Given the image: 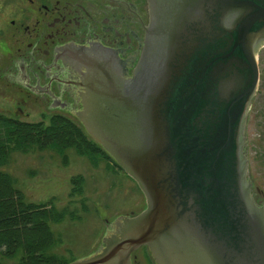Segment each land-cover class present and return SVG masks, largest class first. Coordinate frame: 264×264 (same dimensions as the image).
Returning <instances> with one entry per match:
<instances>
[{
	"label": "water",
	"instance_id": "water-1",
	"mask_svg": "<svg viewBox=\"0 0 264 264\" xmlns=\"http://www.w3.org/2000/svg\"><path fill=\"white\" fill-rule=\"evenodd\" d=\"M130 77L98 42L55 48L78 74L87 132L132 176L146 208L64 264H264V207L247 181L244 126L258 81L264 0H147ZM45 264V263H44Z\"/></svg>",
	"mask_w": 264,
	"mask_h": 264
},
{
	"label": "flooded vegetation",
	"instance_id": "flooded-vegetation-1",
	"mask_svg": "<svg viewBox=\"0 0 264 264\" xmlns=\"http://www.w3.org/2000/svg\"><path fill=\"white\" fill-rule=\"evenodd\" d=\"M148 22L147 0H0V94L12 104L14 117L20 115V104L29 103L39 107L42 118L62 114L80 121L75 114L82 108L78 74L55 48L66 43L85 46L98 42L117 51L128 78L140 57ZM263 48L264 42L256 51L258 82L243 131L247 156L246 128L252 108L253 115L264 123V103L258 98L262 95L259 54ZM53 109L58 113H51ZM20 116L28 117L29 113L24 111ZM247 165L251 198L264 207V188L252 173L249 158ZM141 248V253H135ZM138 249L131 253L130 264H156L146 246Z\"/></svg>",
	"mask_w": 264,
	"mask_h": 264
},
{
	"label": "rangeland",
	"instance_id": "rangeland-1",
	"mask_svg": "<svg viewBox=\"0 0 264 264\" xmlns=\"http://www.w3.org/2000/svg\"><path fill=\"white\" fill-rule=\"evenodd\" d=\"M259 56L262 95L258 98L264 103V48ZM11 105L0 94V114L14 117ZM19 106L18 113L21 115L25 111L29 116L18 115L14 119L43 121L45 125L50 123L48 114L43 118L38 115V106L29 103ZM52 112L58 113V109ZM253 113L252 108L246 128L247 154L250 169L264 188V160L261 159L264 123H260L261 120ZM89 151L68 147L59 153L28 146L23 153L11 152L8 162L0 166V170L14 178L15 187L25 201L57 208L69 206L74 212L73 219L65 216L60 222L48 223L57 240L53 251L60 256L61 263L93 255L103 245V238L113 232L117 218L136 214L146 205L144 194L122 168L105 159L97 150ZM142 250L138 249L135 253L139 254Z\"/></svg>",
	"mask_w": 264,
	"mask_h": 264
},
{
	"label": "trees",
	"instance_id": "trees-1",
	"mask_svg": "<svg viewBox=\"0 0 264 264\" xmlns=\"http://www.w3.org/2000/svg\"><path fill=\"white\" fill-rule=\"evenodd\" d=\"M28 146L59 153L68 147L97 150L110 159L82 126L68 117L52 115L50 123L44 125L0 114V166L8 162L11 152L23 153ZM65 216L73 218L69 206L57 208L25 201L14 178L0 170V264L61 263L53 251L57 240L48 223L60 222Z\"/></svg>",
	"mask_w": 264,
	"mask_h": 264
}]
</instances>
